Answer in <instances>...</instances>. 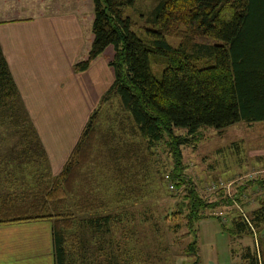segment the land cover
<instances>
[{
	"label": "rangeland",
	"instance_id": "obj_1",
	"mask_svg": "<svg viewBox=\"0 0 264 264\" xmlns=\"http://www.w3.org/2000/svg\"><path fill=\"white\" fill-rule=\"evenodd\" d=\"M158 1L134 0L124 9L136 34H143L142 27ZM25 5L43 15L73 12L79 21V46L83 45L89 28V10L84 0H0V21L7 16V11ZM176 27L180 30L184 26ZM175 31L165 34L171 44L179 40ZM153 69L158 77V66L153 65ZM58 77L52 75L45 80L41 77L38 83L46 85V96L53 95L55 104L61 102L59 107L53 108L47 103L30 110L19 96L27 118L23 124L32 127L39 143L37 149L26 147V141L32 139L29 130L27 136L21 135L7 117L0 118L1 200L6 195H18L26 187L49 182L97 104L89 111H86L88 105L87 108L71 107L74 99L66 98L57 89L63 85L57 83ZM103 77L104 86H108L111 81L108 71L104 70ZM57 94L61 96L58 98ZM97 111L90 147L85 152V159L89 160L74 174L76 183H80L86 194L69 192L65 201L72 211L64 243L71 264H195V254L187 247L194 229L188 231L183 218L173 221L174 218L166 215L178 208L185 211L183 194L184 185L188 184L168 187L166 174L172 167L173 157L167 147L161 141L151 146L145 144L131 128L117 96L100 104ZM174 131L183 133L184 130L174 128ZM102 138L108 147L116 146L117 153L105 155ZM180 152L181 175L200 197L217 202L203 207L201 213L217 215L227 226L231 225V217L239 214L247 228L237 234L229 233L220 228L215 217L196 220V264H246L241 253L246 246L250 252L254 251V239L264 261V220L260 218L254 224L252 218L256 211L264 217V119L240 120L221 128L201 126L189 142L180 146ZM123 153V157H117ZM77 201L85 204L81 211L75 206ZM105 212L119 214L118 220L110 219L107 229L104 225L94 231L78 224L77 217ZM174 223L179 225L174 227Z\"/></svg>",
	"mask_w": 264,
	"mask_h": 264
},
{
	"label": "trees",
	"instance_id": "obj_2",
	"mask_svg": "<svg viewBox=\"0 0 264 264\" xmlns=\"http://www.w3.org/2000/svg\"><path fill=\"white\" fill-rule=\"evenodd\" d=\"M133 1L87 0L90 7L88 44L72 62V69L83 70L100 55L111 81L99 95L66 159L50 181L26 187L14 197L6 195L7 198L0 199V222L51 220L55 264H71L64 245L65 229L72 214L66 207V196L69 192L86 194L80 183H76L74 174L85 163L98 106L110 97L117 96L131 128L147 146L158 141L165 144L173 157L172 167L166 174L172 188L188 183L183 194L185 211L178 208L166 215L174 218L173 221L183 218L187 230L194 229L187 242L188 250L194 254V222L208 216L218 219L217 215L201 213L203 207L217 202L204 200L181 175L180 146L189 142L201 126L221 128L240 120L264 119V0H159L142 27V35L130 28L131 19L124 14V9ZM178 24L183 29L178 30ZM170 30H176L179 37L176 44L165 38ZM153 65L159 68L158 77L153 73ZM19 96L0 49V118L7 117L21 135L27 136L29 130L32 139L26 141V147L37 149L39 143L32 127L23 124L27 118ZM174 128L184 131L176 133ZM103 143L105 155L117 153L116 146L108 147L104 139ZM76 205L81 211L85 204L77 201ZM115 217L118 220L119 214L105 212L77 219L81 228L82 224L98 231L104 225L107 229L110 219ZM231 218L230 226L218 219L224 230L237 234L247 229L241 215ZM252 218L254 224L260 218L264 220L257 211ZM178 225L174 223V227ZM241 256L246 264H257L254 251L250 252L247 246Z\"/></svg>",
	"mask_w": 264,
	"mask_h": 264
},
{
	"label": "crops",
	"instance_id": "obj_3",
	"mask_svg": "<svg viewBox=\"0 0 264 264\" xmlns=\"http://www.w3.org/2000/svg\"><path fill=\"white\" fill-rule=\"evenodd\" d=\"M84 1L89 10L87 0ZM14 9H11L13 12L7 11V16L0 21V49L26 107L31 110L47 103L53 108L60 106V101V104H55L53 95L46 96V85L38 83L41 77L45 80L53 75L60 76L57 79V83L63 84L57 88L60 93L66 98L74 99L70 106L87 108L88 105L86 111H89L107 87L104 86V70L110 74L100 55L85 69H72L74 59L87 47L89 28L80 47L79 21L73 12L57 11L43 15L26 5ZM88 12L90 27V11ZM57 95L58 98L61 96ZM217 222L220 226L218 219ZM220 228L223 229L221 226ZM196 239L197 233L195 245ZM194 262L197 263L196 249ZM0 264H55L51 220L39 218L0 222Z\"/></svg>",
	"mask_w": 264,
	"mask_h": 264
},
{
	"label": "built area",
	"instance_id": "obj_4",
	"mask_svg": "<svg viewBox=\"0 0 264 264\" xmlns=\"http://www.w3.org/2000/svg\"><path fill=\"white\" fill-rule=\"evenodd\" d=\"M168 187L172 188V184L168 183ZM255 242H256V240L254 239V245H255L254 254H255L256 263L257 264H261V258H260V254H259V249H258L257 244Z\"/></svg>",
	"mask_w": 264,
	"mask_h": 264
}]
</instances>
